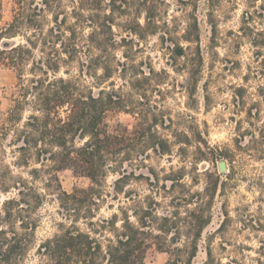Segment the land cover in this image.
<instances>
[{
  "label": "rangeland",
  "instance_id": "374dc122",
  "mask_svg": "<svg viewBox=\"0 0 264 264\" xmlns=\"http://www.w3.org/2000/svg\"><path fill=\"white\" fill-rule=\"evenodd\" d=\"M62 2L73 24V57L63 56L67 60L56 76L73 80L87 92L114 93L120 108L108 112L109 130L127 127L138 134L123 150L126 159L103 180L101 199L92 206L94 218H65L57 184L47 183L49 175L41 172L35 185L43 201L33 213L37 227L27 264H48L40 246L71 224L90 232L89 220L117 213L120 226L119 208L133 221V210L139 216L149 210L152 231L160 233L162 218H187L205 202V187L216 184L214 198L203 206L210 220L191 264H203L208 250L222 264H264V154L258 151L264 149V0H104L106 12L115 2L128 13L114 15V39L107 31L100 49L90 39L95 27L87 23L88 0ZM14 6L15 0H3V21L11 19ZM148 10L153 17L146 25ZM137 16L143 28L136 27ZM194 22L197 38L189 42L185 35L194 32ZM178 46L183 55L177 54ZM29 68L26 78L32 77ZM17 83L16 70L0 69V127L18 97ZM6 143L8 139L2 143L5 153L0 147V161L10 163ZM221 161L225 170L219 168ZM30 167L40 164L32 159ZM26 171L20 172L27 176ZM55 173L68 193L91 185L72 168ZM120 173L126 177L116 193ZM14 195L15 190L8 195L0 191V206ZM101 234L105 237L91 235L105 245L112 234ZM186 235L183 227L169 244L186 249ZM171 257L154 244L143 264H170Z\"/></svg>",
  "mask_w": 264,
  "mask_h": 264
},
{
  "label": "trees",
  "instance_id": "16d2710c",
  "mask_svg": "<svg viewBox=\"0 0 264 264\" xmlns=\"http://www.w3.org/2000/svg\"><path fill=\"white\" fill-rule=\"evenodd\" d=\"M103 1L88 0L86 6L91 10L87 23L95 27L90 39L97 49L107 31L114 39V15L128 13L127 8L115 2L109 4V12H106ZM2 8L3 0H0V69L17 71L18 97L0 127V147L5 153L2 143L8 139L5 145L11 148L13 158L10 163L4 159L0 161V191L8 195L15 190V195L6 196L0 206V264H27L26 257L37 227L33 213L43 201V194L35 185L41 172L49 175L47 183L57 184L61 213L65 218H94L92 206L98 205L101 199L103 180L109 170L126 159L122 156L123 150L135 143L138 130L130 131L127 127L115 133L109 130L108 112L120 108L113 99L114 93L104 89L98 94L92 89L87 92L73 80L56 76L61 63L67 60L63 56L73 57V24L68 22L69 13L62 0H15L8 21H3ZM70 14L73 15V9ZM152 17L148 10L144 16L146 25ZM134 22L137 28H143L139 16ZM193 29L194 32L188 30L185 35L189 42L197 38L195 22ZM177 54H184L182 46H178ZM26 66H30V78L24 75ZM25 112H28L26 116ZM236 142L241 148L240 141L236 139ZM258 151L264 154L263 148ZM32 159L40 167H30ZM24 168H27V176L20 172ZM64 168H72L89 178L91 185L66 192L55 173ZM120 174L114 184L116 193L121 191L119 184L126 177ZM217 186L205 187V202L198 210L190 211L187 218H162L163 223L157 228L160 233L152 231L154 218H146L151 214L149 210L144 211L143 216L133 210L136 218L133 221L126 209L119 208L120 226H117V213L98 222L89 220L90 232L71 224L43 243L40 251L48 257V264H143L146 250L155 244L171 253L170 264H191L210 220L202 212L214 198ZM183 227L187 230L189 245L186 249L175 248L169 243L180 237ZM103 231L112 234L105 245L91 235L105 237L101 234ZM171 231L174 234L168 238ZM203 264L222 263L208 250Z\"/></svg>",
  "mask_w": 264,
  "mask_h": 264
},
{
  "label": "water",
  "instance_id": "95a60500",
  "mask_svg": "<svg viewBox=\"0 0 264 264\" xmlns=\"http://www.w3.org/2000/svg\"><path fill=\"white\" fill-rule=\"evenodd\" d=\"M219 168H220L221 170H225V168H226V163H225V161H221V162L219 163Z\"/></svg>",
  "mask_w": 264,
  "mask_h": 264
}]
</instances>
